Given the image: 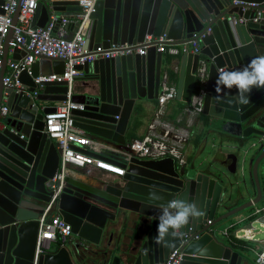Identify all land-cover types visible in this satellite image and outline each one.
Segmentation results:
<instances>
[{"label": "water", "instance_id": "water-1", "mask_svg": "<svg viewBox=\"0 0 264 264\" xmlns=\"http://www.w3.org/2000/svg\"><path fill=\"white\" fill-rule=\"evenodd\" d=\"M237 1L256 7L244 10L232 0L95 2L85 49L141 42L146 35L162 33L175 43L198 41L199 54L182 53L167 71L176 79V100L190 103L198 58H205L208 72L202 115L212 158L204 164L186 165L180 172L170 157H132L117 162L125 170L122 176L95 179V184L66 172L55 207L70 225L71 235L62 246L41 253L36 264H166L176 249L178 264L242 263V256L223 242L218 229L233 220L235 225L245 223L250 228L264 225V216L257 221L251 214L241 217L264 199L258 179L264 170V89L254 88L250 102L241 105L235 88L216 91L215 82L219 69H242L253 57L264 54V14L255 18L257 10H264V0ZM2 5L0 0V14ZM50 10L69 18L82 12L77 0H39L34 27L46 25ZM17 14L18 8L14 22ZM78 26H68L67 39ZM11 36L12 32L0 36L1 75ZM22 55L13 50V59ZM162 56L152 46L143 55L98 58L76 66L83 73L80 85L74 84L76 78L70 87L64 81L44 82L33 96L36 76L64 71L63 60L42 58L19 74L23 90L0 84V109L3 104L8 109L0 117V264H34L39 217L60 184L52 179L60 166L61 151L44 132L46 115L69 99L82 105L71 110L75 126L104 145L123 146L135 104L157 99L165 67ZM45 64L47 68L41 66ZM218 152L225 158L219 161ZM246 174L254 180L257 197L228 208L234 183ZM176 198L195 203L202 215L190 218L178 236L169 235L157 243L161 206ZM195 235L199 237L194 239Z\"/></svg>", "mask_w": 264, "mask_h": 264}, {"label": "built area", "instance_id": "built-area-1", "mask_svg": "<svg viewBox=\"0 0 264 264\" xmlns=\"http://www.w3.org/2000/svg\"><path fill=\"white\" fill-rule=\"evenodd\" d=\"M3 14H0V36L5 37L12 32L8 42L10 50L14 49L24 52L18 59L7 60L6 70L1 75L2 60L0 56V84L6 87L23 90L18 82V76L22 71H29L30 66L42 59H59L64 62L62 74L50 73L39 74L34 78L35 90L31 95L35 96L43 88L44 82H66L69 87L76 77L83 75L76 66L84 65L98 58H115L126 54L146 53L149 47H155L156 52L179 56L182 53H200L198 41L193 40L185 43L175 41L162 33L158 36L146 35L141 42L135 43H110L106 48L85 49L84 38L89 23V15L93 11L97 0H77L82 12L75 18L62 16L50 10L49 17L44 27H34L33 16L39 0H2ZM233 4H240L243 9L256 7L255 3H244L232 0ZM18 8L16 21L14 15ZM257 17L264 14V10H257ZM243 19H239L242 22ZM72 23H79L77 30L71 39H67L68 26ZM222 69H219L221 72ZM208 64L204 57L199 56L195 72L196 88L190 103H185L177 116L171 118L166 114V105L176 101V82L169 78L166 71L161 76L160 87L156 99L154 115L149 121L144 135L139 139H128L121 147L104 145L89 137L83 129L74 125L71 114L72 109L82 108L81 104L72 103L69 99L62 101L54 107L45 117L44 132L57 143L60 149V166L53 177V182H60L54 188L51 200L46 204L39 217V229L36 240L34 264L38 256L52 249V246H62L71 235V227L59 215L55 202L63 186V179L70 166L77 168L92 165L105 172L122 176L125 170L117 162H125L129 158L161 159L170 157L174 160L177 169L182 172L187 165L185 149L189 142L193 129L201 123L202 97L207 80ZM25 92V91H24ZM8 109L2 106L0 117L6 116ZM264 142V137H263ZM89 152L100 154L105 159H99ZM252 216L255 221L258 217L264 216V204L253 205ZM208 223L211 221L208 220ZM234 223H228L218 229V234L224 240L234 243L236 239L250 240L252 236L241 232L243 229H234ZM199 236L195 235L194 239ZM185 239L188 236L185 235ZM264 256V242L262 247L255 251L254 264H260V258ZM180 254L174 250L166 264H178Z\"/></svg>", "mask_w": 264, "mask_h": 264}, {"label": "crops", "instance_id": "crops-1", "mask_svg": "<svg viewBox=\"0 0 264 264\" xmlns=\"http://www.w3.org/2000/svg\"><path fill=\"white\" fill-rule=\"evenodd\" d=\"M264 6V4H263ZM13 52L9 50L8 53V60L13 59ZM163 56V63H164V71L169 73L167 71V67H169V64H174L176 62V59L178 56L168 55V54H162ZM43 68H47V64L44 66L41 65ZM51 71V67H49ZM6 70V68H5ZM224 69H222L223 71ZM53 72V71H52ZM164 73V72H163ZM162 73V74H163ZM169 75V74H168ZM176 81V79H174ZM77 85H80L82 80L80 77H77L76 80H74ZM2 101H6V96L4 95L2 98ZM156 99L154 100H142L138 101L132 111L129 124L126 130V139H139L141 138L145 130L147 128V125L151 118L154 115L155 107H156ZM186 105L182 101H171L167 103L166 105V114L168 117H175L178 115L180 110ZM2 106H5L4 104ZM205 119L206 117L202 115L201 117V123L192 130L189 142L185 149V157L187 166H193V165H200L204 164L207 160L212 158V152H210L211 144L210 141L205 139L206 134V127H205ZM228 138L225 136V139ZM224 154L222 152H218L216 154V158L220 161L225 158L223 156ZM257 156V154H256ZM69 174L77 176L80 180L86 182L95 184V179H108V178H114L116 177L114 174L105 172L103 170H100L92 165H86L82 168H77L74 166H70L68 170ZM228 173V171H227ZM229 178L237 181L236 179H233L234 177L232 174H228ZM258 179L260 183V187L262 190V185H264V170H260L258 173ZM233 198L231 199L230 203L228 204V208H232L235 206H238L242 204L243 202H247L249 200H252L257 197V189L254 183V180L251 176L248 174L245 175L244 180L240 179L238 182L234 183V189H233ZM264 194L262 191V198L263 199ZM264 204L263 200L257 204V206H262ZM253 206L248 210V213L241 215V217H245L248 214L252 215ZM240 217V216H239ZM254 217V216H253ZM238 219V218H237ZM234 221V220H233ZM233 221H229V223H233ZM228 224V223H227ZM245 224V223H244ZM234 229L240 230L243 229L241 232L247 233L248 235L252 236L253 239H250L248 241H251V244H243L240 246V249H235L230 245V242L228 240H224L223 242L232 247V249L239 253V255L242 256V263L241 264H254V257H255V251L259 250L262 247V242H264V225L263 224H257L254 227H248L246 225L237 227L235 225ZM238 239L235 240L233 244H237ZM244 240V239H239ZM114 241V240H113ZM51 247L52 246L51 244Z\"/></svg>", "mask_w": 264, "mask_h": 264}, {"label": "clouds", "instance_id": "clouds-1", "mask_svg": "<svg viewBox=\"0 0 264 264\" xmlns=\"http://www.w3.org/2000/svg\"><path fill=\"white\" fill-rule=\"evenodd\" d=\"M216 91L221 88L237 90L238 102L241 105L250 102V93L255 89H264V54L253 57L242 69L223 70L218 74L215 82ZM202 215L197 205L183 199H173L161 206L157 217V243H161L167 236H178L181 229L188 225L190 218ZM264 264V256L260 258Z\"/></svg>", "mask_w": 264, "mask_h": 264}, {"label": "trees", "instance_id": "trees-1", "mask_svg": "<svg viewBox=\"0 0 264 264\" xmlns=\"http://www.w3.org/2000/svg\"><path fill=\"white\" fill-rule=\"evenodd\" d=\"M168 74H169V78L175 82L174 74L170 73V72ZM80 77H82V76H80ZM263 183H264V181H263ZM262 191H263V194H264V185H262ZM263 202H264V199H263ZM236 242H237V244L230 243V245L233 248L238 249V250L240 249V246L243 245V244H251V241H248V240H237Z\"/></svg>", "mask_w": 264, "mask_h": 264}, {"label": "rangeland", "instance_id": "rangeland-1", "mask_svg": "<svg viewBox=\"0 0 264 264\" xmlns=\"http://www.w3.org/2000/svg\"><path fill=\"white\" fill-rule=\"evenodd\" d=\"M244 224H239V225H237V227H240V226H243Z\"/></svg>", "mask_w": 264, "mask_h": 264}]
</instances>
